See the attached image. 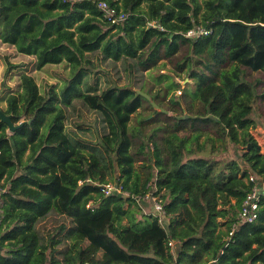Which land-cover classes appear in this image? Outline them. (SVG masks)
I'll return each instance as SVG.
<instances>
[{
	"label": "trees",
	"instance_id": "trees-1",
	"mask_svg": "<svg viewBox=\"0 0 264 264\" xmlns=\"http://www.w3.org/2000/svg\"><path fill=\"white\" fill-rule=\"evenodd\" d=\"M98 1L0 0L1 41L35 56L38 69L71 67L59 88L41 90L22 72L19 89H8L4 112L22 124L10 131L0 117V264H264V192L258 218L240 216L250 176L264 179V153L251 132L264 90L261 79L246 77L249 69L264 73V0H107L126 12L117 24L102 18ZM199 25L210 32L187 36ZM182 47L187 52L174 70L193 86L171 99L178 115L155 109L131 85L93 83L90 52L123 56L132 72L174 59ZM161 78H170L161 96L181 88L170 73ZM140 88L176 111L158 92ZM144 101L152 117L139 111ZM196 101L199 110L186 116L184 107ZM79 104L104 122L100 140L67 130ZM161 115L172 121L145 141L144 127ZM201 125L214 135L201 140ZM162 128L164 145L157 140ZM138 160L152 163L144 172ZM111 181L121 190L107 194ZM146 195L153 213L141 209ZM53 213L71 222L45 235L39 223ZM169 240L180 243L179 252Z\"/></svg>",
	"mask_w": 264,
	"mask_h": 264
},
{
	"label": "rangeland",
	"instance_id": "rangeland-1",
	"mask_svg": "<svg viewBox=\"0 0 264 264\" xmlns=\"http://www.w3.org/2000/svg\"><path fill=\"white\" fill-rule=\"evenodd\" d=\"M201 26V25H199ZM207 29L204 26H201ZM144 50L141 52L143 53ZM187 49L186 47L180 48L179 52L174 55V59H167L163 58L158 62V66L151 70L141 69V67L134 68L131 72L130 68H127L128 62L123 59V56L120 60H114L113 58H104L101 52L97 54H93L92 52L88 53L91 59L94 61L95 71V78L93 79V83L95 84L96 81L98 82V87L101 89L106 86H111L113 84L116 85H131L133 88L137 90H142L140 87L144 85L146 88H151L152 91L164 94L168 91L166 85L170 78L158 79L160 74L162 73H170L173 79H176L181 86L180 89L172 91L171 93H167L160 98L164 100L165 104L170 103L172 107H175L176 111L169 110L167 108L154 107L155 109L159 110H168V114L170 115H178L180 114V109L178 106H173L171 104V99L173 96L182 97V92L185 89H191L193 86V81L189 78L188 74L182 72L178 74L175 72V63L184 57L186 54ZM147 53V52H145ZM71 70L70 66H66L65 63L60 64H49L44 66L41 69L36 68V58L33 55H28L17 51L16 47L13 45H9L0 39V110L4 111L7 108L8 102L6 99L7 92L10 90H17L19 89L20 84V77L22 72H27L35 76L37 83L39 84L41 90L48 88L50 85H55L57 88L60 87V84L64 82V80L68 77L69 71ZM246 77L250 80H257L261 79L262 83L258 87L259 91L264 90V73L251 71L250 69L246 72ZM143 91V90H142ZM169 91H171L169 89ZM155 99H153L154 101ZM152 102V100H149ZM156 103V101H154ZM161 102V103H162ZM148 101H144L143 107L139 108V111L142 112L144 116H151L153 115V110L148 106ZM200 102L196 101L194 106L190 108L189 105L186 104L184 107V112L187 113L186 116L189 114L195 113L199 110ZM165 107V106H164ZM191 110H190V109ZM70 109V107H68ZM183 111V110H182ZM138 116V112L134 114V118L132 123L135 124L136 119ZM253 116L256 120V125L251 129L252 134L257 139L259 144L261 145V150L264 153V99H260L257 101L255 105V111ZM172 121L171 117L161 115L159 120H150L149 123L144 127V133L147 135L145 136V141H147L148 134L153 131V128L157 127L159 124H170ZM67 130L78 139H84V141L96 142L100 140L102 137L103 131L105 130L103 125L104 122L100 120L97 114L90 109L85 108L81 104H79L74 111L72 117H67L65 120ZM192 131V130H191ZM201 131H205L202 134L201 140L205 138V135H214L213 127L209 128V126L204 127L201 125ZM167 132L164 128L160 129L157 134V140L164 145L163 137L166 135ZM216 142V150H219L218 156L221 157L225 154L224 149H222L219 145L221 142ZM151 145V144H150ZM149 145V149L151 146ZM152 150V149H151ZM152 153V152H151ZM227 154H231L230 151ZM150 155V154H149ZM140 159H147L146 157ZM145 160H138L136 162V167L142 171L143 163H146L144 166V172L146 167L152 162H144ZM114 184L115 181H111ZM140 206L142 211L145 212H154L153 202L151 198L145 196L140 202ZM135 205V204H133ZM67 216H61L58 213H53L48 217L42 219L39 223V228L43 230L45 235H48L52 232V230L57 227L58 225L66 222L70 224L71 220ZM127 222V219L124 220Z\"/></svg>",
	"mask_w": 264,
	"mask_h": 264
},
{
	"label": "built area",
	"instance_id": "built-area-1",
	"mask_svg": "<svg viewBox=\"0 0 264 264\" xmlns=\"http://www.w3.org/2000/svg\"><path fill=\"white\" fill-rule=\"evenodd\" d=\"M98 7L102 11V18L105 20H108L109 22L113 24H117L122 22L126 18V12L123 9H118L117 7L110 4L107 0H99L98 1ZM210 32L209 29H205L201 26H197L195 28H191L187 31V36L189 37H197L202 34H208ZM250 180L254 182V186L252 191L249 192L247 195L244 204L243 209L240 213L241 219L243 221L247 222H253L258 218V209H259V200L261 197L262 192H264V179L258 180L254 177V175L250 176ZM121 190V186H119L118 183L109 182L105 184L104 191L109 194L113 191ZM147 196V195H146ZM154 206L156 211L159 215L162 216L164 213L163 205L162 203L157 199V197H153ZM1 204V201H0ZM88 207L92 206V203H89L87 205ZM2 220V208L0 205V223ZM161 220V218H160ZM232 234V232L230 233ZM169 246H171L173 249L176 247V243L172 240H169L168 242ZM175 264H180L176 262Z\"/></svg>",
	"mask_w": 264,
	"mask_h": 264
},
{
	"label": "water",
	"instance_id": "water-1",
	"mask_svg": "<svg viewBox=\"0 0 264 264\" xmlns=\"http://www.w3.org/2000/svg\"><path fill=\"white\" fill-rule=\"evenodd\" d=\"M137 91L140 94H142L144 97H146L147 99L152 100L151 96L147 92L142 91V90H137ZM152 105L155 108L158 107V105L153 100H152ZM162 111L168 112V110H164V109ZM0 117H1L2 121L7 123L10 131H14L18 126H20L22 124V122L19 123V124H15L12 121L11 114H7V113H5L4 111H1V110H0ZM176 249H177V252H179V250H180V243L179 242H176Z\"/></svg>",
	"mask_w": 264,
	"mask_h": 264
},
{
	"label": "clouds",
	"instance_id": "clouds-1",
	"mask_svg": "<svg viewBox=\"0 0 264 264\" xmlns=\"http://www.w3.org/2000/svg\"><path fill=\"white\" fill-rule=\"evenodd\" d=\"M255 177V176H254ZM259 180V179H258ZM261 180V179H260Z\"/></svg>",
	"mask_w": 264,
	"mask_h": 264
}]
</instances>
